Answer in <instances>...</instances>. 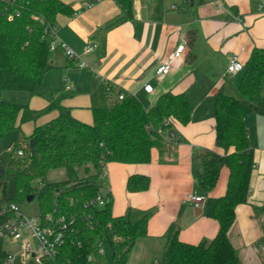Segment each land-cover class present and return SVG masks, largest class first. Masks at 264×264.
<instances>
[{"label":"trees","instance_id":"obj_1","mask_svg":"<svg viewBox=\"0 0 264 264\" xmlns=\"http://www.w3.org/2000/svg\"><path fill=\"white\" fill-rule=\"evenodd\" d=\"M115 1L125 19H133V0ZM212 1L195 0L197 6ZM75 13L73 6L63 0H12L10 4L0 0V92H27L49 101L46 109L36 111L29 104L0 98V141L16 133L10 162L5 164L0 156V206L20 205L34 195L44 224L48 225V216L66 218L69 227L58 254L44 264H106L105 256L99 254L101 245L111 248L112 264H128L137 242L148 236L155 210L128 207L123 215L114 216L112 195L105 206L94 204L102 194L99 178L112 162H151L153 149L159 150L160 163L169 162L166 154L179 141L173 125H187L192 108L184 93H165L150 109L134 95L125 93L123 100L117 98L105 108L93 109L92 125L76 119L44 82L45 75L54 69L51 42L57 19ZM263 84L264 49L254 48L244 65L238 93L230 95L222 87L215 94L216 144L225 153L193 151L199 165V193H212L221 172L228 170L227 190L216 200L211 213L218 232L212 240L190 244L179 239L180 227L173 224L165 235L166 246L159 264H242L229 232L237 207L249 200L254 150L246 118L252 113L264 116ZM111 92L107 86L108 99ZM53 108L59 109L58 117L35 125L26 137L21 124ZM20 151L22 156L18 155ZM90 166L95 174H89ZM58 168L66 169L68 179L48 181L49 171ZM82 168L87 175L80 178ZM10 179L14 180L15 192L8 197ZM150 184L149 177L133 175L127 189L144 192ZM262 209L256 207L255 211ZM7 255L0 241V264H6Z\"/></svg>","mask_w":264,"mask_h":264},{"label":"crops","instance_id":"obj_2","mask_svg":"<svg viewBox=\"0 0 264 264\" xmlns=\"http://www.w3.org/2000/svg\"><path fill=\"white\" fill-rule=\"evenodd\" d=\"M63 1L76 13L58 17L56 37L77 56L72 61L66 56L68 66L80 64L92 81L103 85L105 95L110 87L106 107L120 93L134 95L146 109L165 93H184L192 108L187 125H173L179 141L166 154L169 162L160 163L159 150L153 149L151 162H112L101 175L105 179L103 190L109 189L113 198L114 216L123 215L128 207L155 210L148 236L137 242L128 264H148L158 253L162 257L165 235L173 224L180 227L182 242L198 244L203 239H214L218 223L211 213L216 200L227 190L228 170L221 172L204 209L183 200L187 194L198 192L199 165L193 151L225 153L216 144L215 94L222 87L230 95L238 93L244 71L237 75L228 72L231 57L237 56L246 65L254 48L264 49L260 1L214 0L197 6L195 0L193 5L187 0H133V19H125L115 0H101L91 8L87 5L94 0ZM182 45L185 48L169 73L157 76V68ZM88 46L93 50L86 51ZM56 49L65 53L59 46ZM51 59L54 67L59 65L55 56ZM149 84L154 88L151 94L144 90ZM262 94L264 97V84ZM246 126L254 150L249 200L237 207L229 239L242 264H264V116L250 114ZM133 175L149 177V189L130 192L127 183ZM256 207L263 209L256 212Z\"/></svg>","mask_w":264,"mask_h":264},{"label":"rangeland","instance_id":"obj_3","mask_svg":"<svg viewBox=\"0 0 264 264\" xmlns=\"http://www.w3.org/2000/svg\"><path fill=\"white\" fill-rule=\"evenodd\" d=\"M173 0H166L172 2ZM52 57L58 60V66L50 70L45 76L46 86L56 93L57 98L62 101V105L71 110L72 114L80 119L82 122L92 125L93 124V109L106 107V95L104 87L101 83L92 81L86 69L80 67V64L74 63L73 66H68L66 54L56 49L51 51ZM70 85L71 90H67L66 86ZM0 98L6 101L15 100L20 104H29L30 108L36 111H43L49 105V101L45 97L31 96L27 92H0ZM146 103V102H145ZM59 109L53 108L47 112L40 114L35 120L28 121L21 124L22 131L26 137L30 136L34 130L35 125L47 124L52 119L58 117ZM20 122V119H19ZM16 133L8 134L3 140L0 141V156L5 164L11 160L12 149ZM172 140V136H169ZM89 174H95V170L90 166ZM87 172L82 168L79 172V177H85ZM47 179L50 182H62L68 179V173L65 168H58L49 171ZM102 184V191L105 187L104 177L99 178ZM15 192L14 180L10 179L8 182L7 196L10 197ZM4 203V202H3ZM213 200H211L212 205ZM5 205V204H4ZM20 210L26 217L40 218V208L37 199L32 202L22 203L19 205ZM6 251L15 255V259L10 264H27L19 257L20 251L12 244L5 245ZM106 264H112V251L108 245H104ZM157 253V251H156ZM18 254V255H17ZM157 261L161 260V255L156 254ZM151 258L148 264H154V259Z\"/></svg>","mask_w":264,"mask_h":264},{"label":"built area","instance_id":"obj_4","mask_svg":"<svg viewBox=\"0 0 264 264\" xmlns=\"http://www.w3.org/2000/svg\"><path fill=\"white\" fill-rule=\"evenodd\" d=\"M7 4H10L12 0H4ZM101 0H94L87 5V8H91L95 3ZM258 4L259 11L264 14V5L262 0H259ZM57 46L61 47L69 60H77L75 52L70 49L65 43L58 40L56 37V30L53 32V39L51 42V50H54ZM185 46H179L177 51L156 70L157 76H163L169 73L172 65L180 56V53L184 50ZM93 50V46H88L86 51L90 52ZM85 67L83 63L81 65ZM227 70L232 75H237L244 71V64L239 60L237 56L230 58ZM67 90L71 89L70 85L66 86ZM146 93L151 94L154 90L152 85H146L144 87ZM125 97L124 93H120L118 96L119 100H123ZM173 136V135H172ZM175 137V136H173ZM172 137V138H173ZM19 156L23 155V152H18ZM111 200V192L109 189L102 191V194L97 197L94 204L103 207ZM183 203L189 204L198 209H204L208 204V197L199 193L192 192L186 195ZM0 241L4 243V249L6 244H12L16 249L20 251L19 257L22 261L27 264H44L45 260L53 259L58 254L59 246L64 240V233L69 227L65 217H61L56 220L53 216H48L46 224L43 219L26 217L20 210V206L11 203L0 206ZM262 250L264 251V241L262 242ZM6 264H10L14 259L15 255L7 251ZM99 254H105L104 246H100ZM18 255V254H17ZM91 260V258H89ZM154 264H159V261H155Z\"/></svg>","mask_w":264,"mask_h":264},{"label":"water","instance_id":"obj_5","mask_svg":"<svg viewBox=\"0 0 264 264\" xmlns=\"http://www.w3.org/2000/svg\"><path fill=\"white\" fill-rule=\"evenodd\" d=\"M187 1H188V2H190V3H191V5H193V4H194L193 0H187ZM34 199H35V196H34V195H32V196H29V197L27 198V202H28V203H30V202H32ZM196 212H198V214H199V210H198V211H196Z\"/></svg>","mask_w":264,"mask_h":264}]
</instances>
